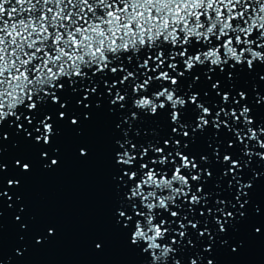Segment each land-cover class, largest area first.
<instances>
[{"label": "snow or ice", "instance_id": "1", "mask_svg": "<svg viewBox=\"0 0 264 264\" xmlns=\"http://www.w3.org/2000/svg\"><path fill=\"white\" fill-rule=\"evenodd\" d=\"M261 71L264 0H0V151L5 124L51 146L60 121L79 131V116L105 108L116 117L113 219L137 264H216L214 246H241L229 232L264 176V119L253 112L264 94L240 85L245 73L264 82ZM39 155L44 169L59 165Z\"/></svg>", "mask_w": 264, "mask_h": 264}, {"label": "water", "instance_id": "2", "mask_svg": "<svg viewBox=\"0 0 264 264\" xmlns=\"http://www.w3.org/2000/svg\"><path fill=\"white\" fill-rule=\"evenodd\" d=\"M78 119L83 121L79 131L60 121L51 146H33L23 139V132L16 134L5 124L8 139L2 142L0 162L6 169L0 175L12 200L5 197L0 203V264H96L101 108L91 110L88 120ZM51 147L58 149V156L53 157ZM80 147H87V157L79 155ZM40 151H48L59 165L44 169L47 160H41ZM17 159L29 162L32 170L23 172L14 166ZM8 179L19 180V185L8 187ZM21 223L27 225L26 232L21 231ZM49 227L54 229L52 236L47 235ZM36 237L46 239L37 244ZM21 244L23 254L17 256Z\"/></svg>", "mask_w": 264, "mask_h": 264}]
</instances>
